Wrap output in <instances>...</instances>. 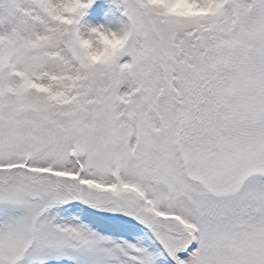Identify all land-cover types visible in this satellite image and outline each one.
Masks as SVG:
<instances>
[{"label": "snow or ice", "instance_id": "6c2138e0", "mask_svg": "<svg viewBox=\"0 0 264 264\" xmlns=\"http://www.w3.org/2000/svg\"><path fill=\"white\" fill-rule=\"evenodd\" d=\"M0 0V264H264V0Z\"/></svg>", "mask_w": 264, "mask_h": 264}, {"label": "clouds", "instance_id": "9594fccd", "mask_svg": "<svg viewBox=\"0 0 264 264\" xmlns=\"http://www.w3.org/2000/svg\"><path fill=\"white\" fill-rule=\"evenodd\" d=\"M84 0H64L58 6V13L64 19L71 20V12L79 8ZM179 10H187L188 5L183 0H176L172 5ZM123 43V36L119 29L112 28L104 24L91 25L81 40V50L90 63H102L106 61L110 53Z\"/></svg>", "mask_w": 264, "mask_h": 264}, {"label": "rangeland", "instance_id": "374dc122", "mask_svg": "<svg viewBox=\"0 0 264 264\" xmlns=\"http://www.w3.org/2000/svg\"><path fill=\"white\" fill-rule=\"evenodd\" d=\"M119 16L120 14L115 10L112 0H95L81 20V31L87 32L91 25L96 24L116 27L119 24Z\"/></svg>", "mask_w": 264, "mask_h": 264}]
</instances>
